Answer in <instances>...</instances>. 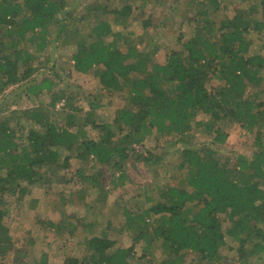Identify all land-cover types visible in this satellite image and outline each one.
<instances>
[{
  "label": "trees",
  "instance_id": "obj_1",
  "mask_svg": "<svg viewBox=\"0 0 264 264\" xmlns=\"http://www.w3.org/2000/svg\"><path fill=\"white\" fill-rule=\"evenodd\" d=\"M129 1L121 0L119 7L92 5L87 16L66 21L70 10L64 0H0V95L20 81H28L29 97L52 89L51 79L32 77L33 54L26 53L25 45L39 40V49L43 48L55 24L61 45L73 46L75 70L95 71L103 89L126 90L132 104L119 108L111 123L93 122L99 131L96 138L86 135L72 117L66 125H58L39 108L22 111L27 123L17 124L22 130L19 135L8 122L0 124L1 258L13 246L4 195L23 196L27 187L20 181L34 184L44 176L41 169L46 165L65 168L75 158L85 162L93 158L95 165L111 163L118 169L128 148L134 149L129 144L147 137L156 145L136 154L157 169L164 166L169 148L165 142L187 141L185 132L199 114L208 116L202 124L216 143L227 137L219 120L246 127L254 136L252 154H237L231 163L229 159L221 163L213 149L185 145L172 176L182 174L184 186L168 183L157 197L144 188L142 204L125 207L126 230L132 229L134 242L143 241L144 248L160 243L165 258L156 264H186V250L213 261L226 247L242 263L264 253V100L246 93L250 83L261 84L264 79V54H246L254 41L264 52V0H255L247 8L234 5L230 15L196 22L190 36H178L180 46L172 48L162 62L153 59V52L139 51L134 45L127 30L129 18L142 28L152 22L142 7ZM209 4L218 11L228 6L220 7L217 0H206L204 6ZM83 30L91 35L89 41L80 34ZM61 96L55 93L51 104ZM117 132L121 136L115 140ZM123 178L124 174L118 177ZM219 214H225L226 226ZM65 219L47 223L57 230L69 225L70 236L91 225L64 223ZM106 225L111 227L109 221ZM85 244V254L67 256L62 264H132L133 246H117L104 231L87 237ZM46 263V259L38 262Z\"/></svg>",
  "mask_w": 264,
  "mask_h": 264
},
{
  "label": "rangeland",
  "instance_id": "obj_2",
  "mask_svg": "<svg viewBox=\"0 0 264 264\" xmlns=\"http://www.w3.org/2000/svg\"><path fill=\"white\" fill-rule=\"evenodd\" d=\"M64 1L66 8L70 10V17L66 18V21H70L71 18L75 21L81 14L87 16L88 8L92 5L101 4L110 7L121 5V0ZM205 1L130 0L133 6L142 7L152 22L147 28H142L133 22V17L129 18L127 30L134 45L139 51L153 52V59L162 62L172 48L180 46L178 36L180 34L184 37L190 36L196 22V25H200L208 18H222L233 12L234 5L247 8L255 2V0H217L220 7L228 5L218 11L212 4L204 6ZM202 8L207 9L206 15L199 13ZM87 20L85 17V21ZM81 27L83 29V26ZM57 33L58 26L52 24L43 48L39 49V40L36 44L25 45L26 53L33 54L35 71L32 77H36L37 81L42 78L51 79L54 81V86L50 91H43L36 97L26 95L28 81H20L5 88L0 95V124L8 122L16 129V135H19L22 130L17 124L27 123L21 116L22 111L39 108L47 112L58 125H66L67 118L72 117L86 135L96 138L99 131L93 126V122L111 123L119 108L132 107V104L127 98L126 90L110 92L103 89L95 71L88 73L76 71L71 59L73 46L61 45L56 37ZM80 34L88 41L91 38V35L84 30ZM254 53L264 54L258 41L252 43L246 54L249 56ZM55 93H60L62 96L53 106L51 100ZM246 93L264 100V79L261 84L250 83ZM207 119L206 114H199L193 119L191 128L185 132L187 141L172 142L171 139L165 142L169 148L164 156V166H159L157 169L147 166L136 154L143 152L144 147L150 148L156 145L154 139L147 137L142 143L129 144L134 149L128 148V156L118 169L111 163L95 165L93 158L86 162L75 158L69 167L65 168L46 165L41 169L45 173L44 176L34 184L20 181L21 185L27 187L23 196L20 197L18 193L4 195V208L7 210L5 222L12 235L13 246L3 258L0 257V264H38L44 259L46 264H62L67 256L85 254L86 238L101 234L103 231L117 241V246L126 248L133 246L132 264H156L163 260L165 254L158 247L159 242L157 246L153 245L150 248H144L141 240L138 243L134 242V231L126 230L125 207L140 206L144 197V188L151 190L154 197H157L160 188L169 185L168 183L184 186V182L180 181L184 179L182 174L175 178L172 176L176 174L175 167L182 158L181 149L185 145L207 146L214 150L213 156L221 163L226 162L227 159L231 163L236 159L237 154L249 156L255 149L253 133L248 132L240 123L232 121H218L227 137L222 143L213 142L214 136L208 134L206 126L202 124ZM75 128L70 126L72 130ZM116 135L115 140L121 136L118 132ZM121 174H124L122 180L118 179ZM62 216L66 218L64 223L91 225L85 229L79 228L70 236L69 225L64 224L60 230H57L47 223L48 219L58 221ZM219 216L226 226L228 222L225 221V214ZM108 221L111 227L106 225ZM183 263L264 264V253L242 263L238 261L237 253L226 247L221 249V257L213 261L201 260L195 251L186 250L183 254Z\"/></svg>",
  "mask_w": 264,
  "mask_h": 264
},
{
  "label": "crops",
  "instance_id": "obj_3",
  "mask_svg": "<svg viewBox=\"0 0 264 264\" xmlns=\"http://www.w3.org/2000/svg\"><path fill=\"white\" fill-rule=\"evenodd\" d=\"M263 254V253H262Z\"/></svg>",
  "mask_w": 264,
  "mask_h": 264
}]
</instances>
